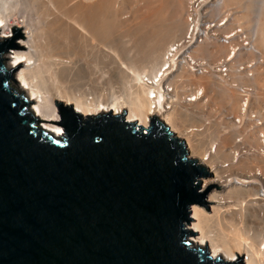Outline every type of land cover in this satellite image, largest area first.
<instances>
[{
  "label": "bare ground",
  "instance_id": "6f19581e",
  "mask_svg": "<svg viewBox=\"0 0 264 264\" xmlns=\"http://www.w3.org/2000/svg\"><path fill=\"white\" fill-rule=\"evenodd\" d=\"M117 3L120 9L135 5V14L119 15L114 9ZM183 3L0 0V41L16 38L24 27L19 40L23 48L8 53L9 67L26 66L15 85L38 101L33 111L46 121L60 120V110L65 108L91 117L107 112L124 114L144 129L154 116L162 119L185 141L188 156L213 172L200 178L203 190H212L213 202L190 208L192 222L186 227L194 231L191 240L196 246H207L213 257L221 256L228 262L264 264V126L254 124L249 116V123L237 130L222 110L211 112L215 106L210 103L221 98L230 103L233 117L241 116L238 94L215 73L195 77L182 73L171 94L166 92L172 87L168 79L155 82L165 49L185 31ZM224 5L239 6L240 21L253 19L254 24L246 26L255 28V44L264 51V0H226ZM251 10L254 14L249 18ZM224 48L220 44L203 45L196 49V55L210 53L215 57L224 54ZM124 58L135 61L131 73L121 66ZM112 78L120 80L123 87L124 82L129 83L127 98L108 99L102 93ZM255 84V108L250 112L261 113L264 121V68L257 72ZM214 113L220 117H213L208 127V114ZM238 136L242 144L237 143Z\"/></svg>",
  "mask_w": 264,
  "mask_h": 264
},
{
  "label": "water",
  "instance_id": "95a60500",
  "mask_svg": "<svg viewBox=\"0 0 264 264\" xmlns=\"http://www.w3.org/2000/svg\"><path fill=\"white\" fill-rule=\"evenodd\" d=\"M0 41V264H248L191 240V205L213 202L185 141L154 116L60 110L46 121ZM3 33L0 32V36Z\"/></svg>",
  "mask_w": 264,
  "mask_h": 264
},
{
  "label": "built area",
  "instance_id": "2783aa9c",
  "mask_svg": "<svg viewBox=\"0 0 264 264\" xmlns=\"http://www.w3.org/2000/svg\"><path fill=\"white\" fill-rule=\"evenodd\" d=\"M225 1L187 0L186 29L182 36L165 49L160 66L155 71V82L168 79L172 87L166 92L171 94L181 81L182 73H189L193 77L215 73L217 78L225 83L227 88H232L240 98L241 116L233 117L231 112L222 110L226 120L234 124L237 130L249 123V116L254 124L264 126L262 114L255 110L250 112L255 108V78L257 72L264 68V51L255 44V28L247 27L240 21L241 8L234 5L225 6ZM212 44L226 46V52L215 57H211L210 53L204 57L196 55L199 46ZM185 90L182 92L188 93ZM236 139L237 143L242 144L241 136Z\"/></svg>",
  "mask_w": 264,
  "mask_h": 264
},
{
  "label": "rangeland",
  "instance_id": "374dc122",
  "mask_svg": "<svg viewBox=\"0 0 264 264\" xmlns=\"http://www.w3.org/2000/svg\"><path fill=\"white\" fill-rule=\"evenodd\" d=\"M187 0H184V5H183V15H182V22H183V31L185 30V18H186V16H185V11H186V2ZM243 3V2H242ZM141 5H139V4H137V5H139L138 7L140 8V6L142 7V3H140ZM119 5H118V3L116 4V5H114V9L115 10H117V13L119 14V15H121L120 14V12L122 13V12H125L124 14H123V16H126V17H128V16H131V14L133 13V14H135V12H133V8H137L135 5H134V7L132 6H126V7H122V8H125V11L124 10H121L119 7H118ZM243 7V6H242ZM131 8V9H130ZM252 9H254L253 7H251ZM119 9V10H118ZM135 10V9H134ZM185 10V11H184ZM252 13V14H251ZM251 16H249V18L251 17L252 18V15L254 14L253 13V11L251 10ZM132 14V15H133ZM122 16V15H121ZM249 20V19H248ZM253 19H250L249 21H248V23L246 22V21H244V20H242L241 22H243V24H245V25H247V26H251V25H253L252 23H251V21H252ZM250 22V23H249ZM253 22V21H252ZM8 41H10V40H8ZM169 44V43H168ZM206 46V45H205ZM205 48V47H204ZM202 49V48H201ZM225 49V48H224ZM208 51L209 50H211L210 48H208L207 49ZM226 50V49H225ZM204 52V51H203ZM202 51L200 52L199 51V53H203ZM205 53V52H204ZM218 54H221V53H218ZM217 55V54H216ZM212 56V55H211ZM213 56H215V55H213ZM134 56L132 55L131 56V58H133ZM130 58V59H131ZM129 59H126V58H124V64H121V66L123 67V65H124V72H129V73H131V68H133V66L135 65V61L134 60H130V61H128ZM134 61V62H133ZM133 63V64H132ZM129 69V70H128ZM128 74V73H127ZM115 79V78H114ZM113 78H112V80L109 82V85H108V87H106V88H104L105 90V92L103 91L102 93H105V94H107V97H108V99L110 98V99H115V98H119V99H122L123 98V96H124V98H127L128 96H129V90H128V82L126 81V82H124V87H123V85H122V83H121V81L120 80H114ZM120 81V82H119ZM117 82H119V83H117ZM120 86V87H119ZM231 90V89H230ZM124 92V95L122 94ZM234 93V92H233ZM235 94V93H234ZM233 95V94H232ZM121 97V98H120ZM237 97V96H236ZM218 99H220V100H218ZM217 101V102H216ZM215 102V103H214ZM214 102H211L210 104V106L213 108V105L215 106L213 109L214 110H211V112H214L215 110V112H217L218 113V111L217 110H227V111H229V110H231L229 107H230V103L228 102H226L225 103V100L224 101H222L221 100V98H217V100H215ZM223 104V105H222ZM203 110H205V107H201ZM217 108V109H216ZM219 108V109H218ZM201 109V110H202ZM206 110H208L207 108H206ZM233 111V110H232ZM232 111H229V112H232ZM209 112H210V110H209ZM217 113H214L215 115H213L212 116V114H208V117L210 118V123L208 122V124L209 125H207L208 127L212 124L211 122V120H214V119H212L213 117L214 118H216V119H219V115L217 114ZM235 113V112H234ZM202 114H206L205 112L204 113H202ZM218 118H217V117ZM190 118H188V121H186L187 122V124H189L190 123V120H189ZM192 121V120H191ZM220 127V126H219ZM220 129V128H219ZM221 130V129H220ZM233 138V137H232ZM233 146H234V143H232V146H231V148H230V151L232 150V148H233ZM228 159V158H227ZM226 159V160H227ZM225 160V161H226ZM204 179V178H203ZM202 179V180H203ZM259 187V186H258ZM188 227H189V225H188ZM245 259V258H244Z\"/></svg>",
  "mask_w": 264,
  "mask_h": 264
}]
</instances>
